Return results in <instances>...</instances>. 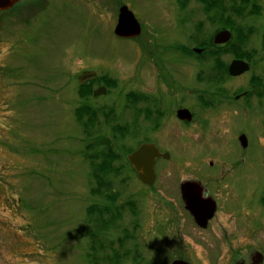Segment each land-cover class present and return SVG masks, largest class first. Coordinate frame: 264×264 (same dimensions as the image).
<instances>
[{"label":"rangeland","instance_id":"374dc122","mask_svg":"<svg viewBox=\"0 0 264 264\" xmlns=\"http://www.w3.org/2000/svg\"><path fill=\"white\" fill-rule=\"evenodd\" d=\"M118 1L140 25L139 40L113 36L118 10L113 0H33L0 18V264H89L94 233L98 245L102 242L136 257L139 264H170L178 255L189 264H233L256 243L249 219L246 227H239L229 213L217 215L207 229L194 225L183 207L179 185L192 174L220 171L217 166H202V158L214 155L207 141L175 140L178 132L169 117L154 125L156 130L138 118L137 136L123 142L132 151L148 142L170 154L167 161L156 162L154 185H141L122 161V173L111 179L107 191L117 196L115 205L92 196L81 129L75 121L82 102L77 77L92 71L116 84V89L107 90L96 82L93 91L106 90L88 103L95 109L112 108L113 118L122 125L134 120L131 110L124 108L127 95L149 101L136 104L132 111L150 107L149 96L160 98L169 110L175 96L183 97L195 85V70L183 67L188 61L175 48L182 43L188 47L186 35L201 19L196 5L188 0L181 13L177 0ZM204 30L210 35L219 28L204 24ZM181 67L184 78L168 82L174 97L165 95L168 88L159 77L166 79ZM191 104L192 98L185 96L184 105ZM225 147L228 151L222 157L231 163L224 167L225 175L233 168L237 179L249 174L256 180L262 177L257 168L233 164L240 149L230 137ZM256 180L240 179L236 191L255 193ZM255 200L256 196L246 197L252 216ZM105 204L115 215H109L114 222L106 232H95L87 210L91 206L103 210ZM98 222L100 229L111 220L102 215ZM105 252L98 259L110 254L109 249ZM122 264H130V258Z\"/></svg>","mask_w":264,"mask_h":264},{"label":"flooded vegetation","instance_id":"af4514ba","mask_svg":"<svg viewBox=\"0 0 264 264\" xmlns=\"http://www.w3.org/2000/svg\"><path fill=\"white\" fill-rule=\"evenodd\" d=\"M189 1L196 5L197 9L194 11L197 15L200 12L201 19L193 24L191 34L186 35L188 47L183 43L179 44L175 53L187 59L188 63L183 67L190 65L191 70H195V85L183 97L177 98L178 96L174 97L173 93H170L168 82H180L179 78H184L183 67L171 73L172 76L167 75L166 79L159 77L168 88V93L164 94L172 95L175 105L169 110L164 109L160 98L154 99V103L149 107H153L152 119L156 122L157 115L160 114L158 119L160 124L168 117L171 118L178 132L175 140L191 138L195 142L209 143V149L214 150L215 153L213 152V156L202 158V166L212 168L217 166L220 172L216 175L192 174L191 179L179 185L180 196L182 194L180 186L189 183V188L192 190L190 193L195 198H199L202 202L210 200L213 215L204 229H207L217 215L223 212L229 213L232 219L237 220L239 227H246V220L249 219L252 230L257 235L256 243L249 250H245L243 255L240 252L233 253L234 258L240 254L237 259H233V264H264L262 241L264 239V0H217L225 6V13L223 15L211 13L210 17L214 19L215 16L225 25H229L233 20L239 25L236 31H233L234 36L230 29L220 27H218L219 31L215 30L210 35L203 31L204 24L211 26L203 12V9L207 8L204 0ZM189 1L181 0V4L185 6L183 12L187 10ZM231 3L238 4V13H230ZM4 15L6 14L0 13V18ZM196 27H199L198 32ZM223 31L229 32V41L223 45H213V37ZM194 49L200 50V53H195ZM231 53H239L241 56L235 58ZM233 61L245 64L247 71L238 76H231L228 68ZM185 96L192 98L191 105H184ZM180 110L189 113V122H182L176 118V113ZM228 137L240 149L233 164L246 165L249 169L257 168L258 173H262L259 180L255 179L256 175L250 174L240 178L256 180L259 188L255 193L251 189L245 190L244 193L236 191L240 179L233 174V168L229 175L222 172L225 166L231 164L227 162L230 158L222 157L228 151L225 147ZM180 145L178 142L179 150ZM248 196L251 198L256 196L254 219L249 203H246ZM181 201L184 202L185 209L183 197ZM0 203H2L1 195ZM186 212L190 217L191 214ZM190 218L194 221L192 217ZM176 260L186 261L180 255L172 261Z\"/></svg>","mask_w":264,"mask_h":264},{"label":"trees","instance_id":"16d2710c","mask_svg":"<svg viewBox=\"0 0 264 264\" xmlns=\"http://www.w3.org/2000/svg\"><path fill=\"white\" fill-rule=\"evenodd\" d=\"M114 1V0H113ZM115 2V1H114ZM117 5L120 6V1H116ZM210 4H209V3ZM204 4L207 8L203 9L204 14L208 17V22L211 26H217L223 29H230L231 31H236L238 28L236 23L232 20L229 22V25H225L222 20L217 19L214 16V19L210 17L211 13L214 15L224 14V7L221 2L218 3L217 0H204ZM185 6L181 3L179 4V10H182ZM230 13H238V5L231 3L230 4ZM196 31H199V27H196ZM138 40V39H137ZM235 58H239L241 54L239 53H231ZM98 82L100 85H104L107 90L116 89V84L113 82H109L104 78H97L94 81H91L87 84L79 86L77 90V96L82 100L81 105L77 108L75 112V121L79 126L80 135L82 134V139L80 142L83 146V155L86 159L87 166L90 169V178L93 183V188L91 190V194L93 197L101 198L104 202L111 203L115 205L116 195L112 196L107 191L112 187L113 178H118L122 173V165H119L120 162H124L129 171L134 174L130 166L128 165L126 158L124 155L130 154L132 149H125L123 142L129 136L131 139H134L138 134V118L142 119V122L151 121L152 130H156L157 124L155 123L154 116L152 115V110L149 108H145L141 113L133 111L134 120L130 123L122 125V123H117L114 117V111L112 108L103 107L101 109H95L88 102L93 98L92 91L93 85ZM97 84V83H96ZM92 86V87H91ZM125 101V109L133 110V106L136 104L142 103L149 105V101L147 97L141 98L140 96L132 97L131 95H127L124 98ZM154 103V101H152ZM149 107V106H147ZM156 122L158 121L160 114L157 115ZM154 125L156 127L154 128ZM103 133H107V135H103ZM120 151L123 157L120 156ZM124 158V159H122ZM102 215H106L111 222L107 224L101 225L100 229L96 227V224H99L98 217L101 219ZM115 217L110 213V208L107 204L104 205L103 210H99L97 206H91L87 210V216L91 219V223L95 226V232L102 233L106 232L105 229L112 226L114 219L109 217ZM111 223V224H110ZM90 247L87 257L89 259V264H100L99 261H104L107 264H122V262L126 261L130 258V264H139L136 257L126 256V254H120L119 251H115L112 246L104 247L102 245H98V239H96V234H90ZM119 246H121V241L118 242ZM106 249H109L110 254L104 255L103 258L98 259L99 253L101 251L105 252ZM104 250V251H103ZM106 253V252H105Z\"/></svg>","mask_w":264,"mask_h":264},{"label":"water","instance_id":"95a60500","mask_svg":"<svg viewBox=\"0 0 264 264\" xmlns=\"http://www.w3.org/2000/svg\"><path fill=\"white\" fill-rule=\"evenodd\" d=\"M20 1L27 0H0V12L8 11ZM114 35L119 39H133L139 36L140 26L134 19L133 15L126 7H121L118 11L117 24L114 28ZM230 39L229 32L223 31L217 33L213 38L214 45H223ZM195 53H200V50H194ZM247 71V66L242 62L233 61L228 72L231 76H238ZM96 78V74L85 72L78 77V84L81 85L89 80ZM103 88L94 91L93 96L104 94ZM179 120L184 122L190 121V115L186 110H180L176 113ZM168 154H160L158 150L151 144H143L139 148L127 156V161L135 171L138 181L145 186L153 185L155 181L154 164L157 159H168ZM189 183L181 186L182 197L185 201V208L194 218V221L200 228H205L208 220L212 218L213 208L210 200L201 201L195 198L190 192L192 191ZM194 197V198H193ZM171 264H188L184 261H173Z\"/></svg>","mask_w":264,"mask_h":264}]
</instances>
